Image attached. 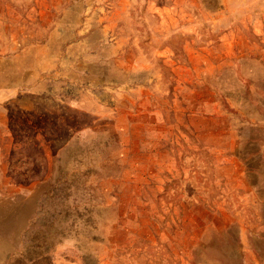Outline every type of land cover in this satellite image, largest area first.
<instances>
[{
  "label": "rangeland",
  "instance_id": "374dc122",
  "mask_svg": "<svg viewBox=\"0 0 264 264\" xmlns=\"http://www.w3.org/2000/svg\"><path fill=\"white\" fill-rule=\"evenodd\" d=\"M0 264H264V0H0Z\"/></svg>",
  "mask_w": 264,
  "mask_h": 264
},
{
  "label": "crops",
  "instance_id": "0c3cea01",
  "mask_svg": "<svg viewBox=\"0 0 264 264\" xmlns=\"http://www.w3.org/2000/svg\"><path fill=\"white\" fill-rule=\"evenodd\" d=\"M195 132H196V134H197V132H198V131L195 129ZM209 146H210V145H209ZM212 146H213V145H211V146H210V148H212V149H213V147H212Z\"/></svg>",
  "mask_w": 264,
  "mask_h": 264
}]
</instances>
